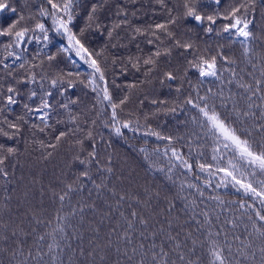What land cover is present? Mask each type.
Listing matches in <instances>:
<instances>
[{
	"label": "snow or ice",
	"instance_id": "obj_1",
	"mask_svg": "<svg viewBox=\"0 0 264 264\" xmlns=\"http://www.w3.org/2000/svg\"><path fill=\"white\" fill-rule=\"evenodd\" d=\"M149 2L165 10L167 19L144 27L134 24L140 9L130 7L138 0H88L86 5L79 0H46L50 7L41 6L39 15L51 17L56 33L67 39V46L61 47L58 54L67 53L71 60L70 54L75 53L91 69L87 78L81 79L82 73L67 68L50 73L42 57L46 56L51 69L57 54L44 53L43 49L30 62L24 55L28 49L23 45L35 41L44 42L47 47L49 30L38 20L34 27L28 26L25 21L35 17L18 13L13 0H0V15L13 17L6 24L0 21V37L8 40L3 45L6 55L0 59V264H264V45L256 43L261 37L251 29L257 6L264 21V0H233L224 12L220 9L225 0H207L211 12L202 8L203 0H183V12L176 16L167 0ZM113 6L115 10L111 12ZM82 7L87 8L84 25L74 31ZM105 12L115 18L109 21ZM188 20L204 26L205 34L227 33L229 38L239 39L243 59L238 63L236 58L225 55L224 45H218L215 54H211L210 48L202 50L196 41L180 38L173 29L181 23L186 25ZM218 20L227 23L218 29ZM121 30L128 31L131 40L142 36L147 44L155 45V51L146 57L127 58V65L137 71L141 64L147 66L145 76L157 67L162 55L171 56L173 48L183 49L181 55H191L183 73L179 69L165 71L161 80L162 84L177 79L187 82L191 91L183 101L173 102L172 106L166 100L150 101L156 106L152 115H174L178 109L184 112L188 108L182 122L192 126L187 155L172 146L174 139L185 137L164 135L147 123L148 114L144 115V125L139 117L135 121L121 119L130 95L117 101L109 91L102 67L108 63V44L99 52L90 51L88 46V34L93 31L106 33L108 41H112L120 38ZM184 31L195 33L196 28L186 26ZM36 32L40 35H34ZM164 39L170 44L162 53ZM229 42L234 44L236 40ZM111 47L116 48L117 44ZM136 47L139 49L140 45L137 43ZM9 58L12 64L6 62ZM37 59L39 64L34 62ZM16 61H22L18 68L24 70L23 74L13 67ZM71 63L75 65L76 61ZM112 64H116V59ZM127 65L121 69L122 74ZM191 69L198 72L195 84L187 79ZM209 77L218 82V88L213 91L209 87L201 95L200 86ZM112 85L120 88L115 79ZM78 86L90 87L95 102L87 111L81 109L74 114L81 104L73 92ZM126 87L130 92L136 84ZM175 90L179 94L182 88ZM146 99L139 104L143 106ZM13 106H20L21 112L14 114ZM109 109L110 115H106ZM93 110L96 118L89 121L87 112ZM64 114L67 121L60 118ZM81 115L85 116L84 125L90 126L81 127ZM132 115L128 113L129 117ZM98 120L125 143L129 140L125 130L135 134L144 128V136L168 144L163 152L159 147L151 151L146 147L136 149L146 163L140 176L128 165V158L116 152L111 139L105 140L103 133L96 131ZM65 123L73 127H56ZM25 132L32 143H37V134L56 133V143L38 141L41 149L55 150L69 136L74 137L72 146L76 151L68 168L71 171L72 165L78 164V170L70 178L62 172L55 186H45L36 176L25 183L23 173L17 176V168L24 167L19 142L23 140L24 152L29 146ZM200 140L211 141L214 163L201 162L205 153L198 149L204 143L197 145L194 160L191 145ZM52 155V151H47L43 159ZM161 157L167 158L166 164L160 163ZM225 157L226 166L222 164ZM149 173L162 174L167 183ZM200 173L206 174L203 187L197 183L202 179ZM217 173L223 175L216 188L230 185L248 199L225 201L219 195L206 196L205 189L212 187ZM46 196L55 206L51 215H46Z\"/></svg>",
	"mask_w": 264,
	"mask_h": 264
},
{
	"label": "trees",
	"instance_id": "obj_2",
	"mask_svg": "<svg viewBox=\"0 0 264 264\" xmlns=\"http://www.w3.org/2000/svg\"><path fill=\"white\" fill-rule=\"evenodd\" d=\"M79 2L81 3V5H86L88 0H79ZM167 2L168 7L173 9V16L182 14L183 0H167ZM232 4L233 0H225L224 5L221 7L220 11L224 12L226 9L231 7ZM13 6L18 9V13H23L25 17H28L29 15L35 17V19L32 21H25L28 26L34 27L35 22L38 20L39 22L45 23V27L49 30L50 42H48L47 47L44 46V42L37 43L35 41H33L31 44L23 45V47H26L28 49V51L24 55L30 62H33L32 56L35 55L38 50L43 49L44 53L57 54V60L56 62H54L53 68L51 69H48V61L46 59V56L42 57L44 59V67L50 73H54L58 68H67L71 69L74 72L79 71L80 73H82L81 79L87 78V75L91 72V69L87 64L80 60L79 57H76L75 53L70 54L71 60L76 61L75 65H73L71 63V60L67 58L69 54H58V50L61 47L67 46V39L63 35L56 33L52 24L51 17H43L39 15V9L41 6L50 7L49 5H47L46 0H13ZM130 7L134 9H140V11L138 12V18L134 19V24H136L137 26L146 27L149 23H162L167 19V12L160 9L158 5L149 2V0H138V3L136 5ZM202 8L207 10L208 12L212 11V6L207 3V0H203ZM114 10L115 9L113 6L111 12H114ZM78 11H80V15L75 20L74 31H78L80 27H83L85 19L84 13L87 11V8L82 7ZM104 15L105 17L109 18V21L115 18L114 16H111L110 12H105ZM12 18L13 17L8 16L7 13L0 15V21L5 24L8 23ZM224 23H227V21L218 20L215 27L220 29L222 28ZM186 26L195 27L196 32L185 33L184 29ZM203 27L204 26L198 28L195 25L194 21L188 20L186 22V25L184 23H181L180 27H174L173 30L182 39H192L196 41V43L202 50L205 48H210L211 54H215L218 45H224L223 51L225 55L236 58L238 63L243 59L241 55L242 48L239 39L235 37L229 38L227 33H223L220 36H217L215 32L212 34H205L203 31ZM251 29L257 36L261 37V39H258L256 43L258 45H264V21L261 20L259 6H257L254 23L251 26ZM30 35L33 34L30 33ZM34 35L40 34L39 32H36ZM230 39H235L236 42L234 44H230ZM7 42L8 40L6 37H0V59H3V57L6 55V53L3 51V45ZM113 43L117 44L116 48L111 47V44ZM137 43L140 45L139 49H137L136 47ZM105 44H108V49L105 52V55L108 57V63L106 65L102 64V67L105 68V75L109 82V91L112 93L113 98L117 101L123 98V96L126 94L130 95L129 102L124 106V112L120 114L121 119L131 118L133 121H135V119L139 117L141 125H144V115L148 114L147 123L150 124L153 128L161 131L164 135H171L174 138H178L181 136L185 137V139L178 141L174 139L172 146L176 147L178 150H181L185 155H187L189 152L188 134L190 133L192 126L190 124L186 125L182 122L186 120V117L188 115V108L185 107L184 112H180L178 109L177 113L174 115H163L162 113L152 115V113L155 112L156 106L152 105L150 101L152 99L166 100L169 106H172L173 102H175L176 104H180L183 101L185 96H187L189 91H191L190 85L187 82L182 83L180 79H177L176 81H165L162 84L161 80H163V72L165 71H174L179 69L180 72L183 73L184 68L187 66V60L192 59L191 55H189L188 53H184V55H181V53L184 51L183 49L173 48L171 56L162 55L159 58L157 67L148 76H145L147 66L141 64L140 70L137 71L136 69L132 68L131 65H127V58L129 55L133 57L137 55L146 57L151 52L155 51V45L147 44L145 38L142 36L137 37L136 40H131L130 33L124 30L120 31V38L118 40L114 37L112 41H108L106 33L101 35L100 33L93 31L88 34V46L90 51L94 50L96 52H99L104 49ZM121 44L125 45V47H120L119 45ZM169 44L170 41L164 39V44L160 48L162 53L164 51V48ZM17 51L19 52L21 51V49H17ZM113 59H116L115 65L112 64ZM6 62L12 64V58H9ZM21 62L22 61H16L13 67H15L19 73L23 74L24 70L18 68L19 63ZM34 62L39 64L40 60L37 59ZM125 65H127V71L126 73L122 74L121 69ZM240 66L243 67L244 65L240 64ZM36 72L39 74L40 68H37ZM0 74H2V72H0ZM113 79H115L117 84L120 85V88L117 89L112 85ZM187 79L191 80L192 84H195L199 79L198 72L194 69L189 70ZM129 84H136V88L132 89L129 92L126 87ZM169 84H171V87L168 86ZM177 87L182 88V91L179 94L175 90ZM209 87H211L213 91H216L218 88V82L215 81L214 78H206L204 80V83L200 86V94L203 95ZM230 87H232L233 91L236 90L234 85ZM73 92L74 95L79 96L81 99V104L74 110V114L76 112H80L81 109L87 111V109L90 108L91 105L95 102V93L91 91L90 87L78 86L73 90ZM193 95H195V93H193ZM178 96L179 99H177ZM145 97H147V99L145 100L144 105L141 106L139 104V101L141 99H145ZM57 99H59V97H57ZM13 108L14 114H18L21 112L20 106H13ZM129 112L133 113L131 117L128 116ZM106 115H110V109L108 110V113ZM60 118L67 121L66 114L62 115V117ZM95 118V110L87 112V119L89 121ZM104 118L106 117H101V119ZM84 119L85 116L81 115V127L90 126L84 125ZM56 127L59 130H67L68 128L73 127V125L65 123L57 125ZM96 131L102 132L105 140L111 139L113 148L116 150V152L119 153L121 157H127L128 165L135 168L136 172L139 173L140 176H143L144 174L146 163L143 159L142 154L136 151V149H138L139 147H146L149 151H151L152 149L159 147L161 152H163L164 148L168 144L167 141L157 140L153 136H144V128L141 129L140 133L135 134L125 130L126 135L129 137L128 143H125L124 140L119 137L111 135L110 130L104 129L99 120L97 121ZM55 134L56 133L51 132H49L48 135L37 134V136L35 137L37 143H32V138L27 132H25V138L29 140L28 151L24 152L25 144L23 140H21L19 142V147L21 149V152H23L24 154L20 157V160L24 167L22 169L17 168V176L23 173L25 176V183H27V181L31 179V177L36 176L42 179L45 186H48L49 184L55 186L56 184H58L59 181L57 178L61 176L62 172L67 173L70 178L72 173L78 170V164L72 165L71 171H69L68 168L69 162L71 161V158L76 151L72 146L75 139L74 137L69 136L68 139L63 141L55 150L40 148L38 143V141L40 140H44L46 144L49 142L56 143L54 139ZM195 139V137H192L193 141H195ZM145 141H147V143H145ZM201 143L205 144L203 148L198 149L199 151H203L205 153L204 157L201 158V162L214 163L211 159L212 151L210 140L207 141V143H205L203 140L196 141L191 145L194 160L195 152L197 151V145ZM129 144H132L135 147L130 148ZM47 151H52L53 155L49 159L44 160L43 156ZM227 159L228 157H225L222 161V164H224L225 166L227 164ZM160 163L166 164L167 158L161 157ZM149 175H155V177H157L161 182L167 183L163 181L162 174L160 173H149ZM199 175H201L202 179L201 181H197V183H201V186L203 187V179L206 178V174L200 173ZM179 178L183 179V177ZM220 178L221 173H217L212 178V187L205 189L206 196L219 195L225 201L239 200L241 198L248 199V197H243L241 193H237L230 186L227 188H216L215 185L219 182ZM189 179H193V177L189 176ZM36 187L38 188L39 185H37ZM168 187L171 188V185L169 184ZM22 190L23 189H21V191ZM16 195H20V192H17ZM37 201H34V203H36ZM15 203L16 201L14 199V206ZM44 206L47 208L46 215H51L55 206L50 203L47 196L45 197ZM40 230L43 231L42 228Z\"/></svg>",
	"mask_w": 264,
	"mask_h": 264
},
{
	"label": "water",
	"instance_id": "obj_3",
	"mask_svg": "<svg viewBox=\"0 0 264 264\" xmlns=\"http://www.w3.org/2000/svg\"><path fill=\"white\" fill-rule=\"evenodd\" d=\"M195 23V22H194ZM196 25V24H195ZM198 28H201V25H196Z\"/></svg>",
	"mask_w": 264,
	"mask_h": 264
},
{
	"label": "rangeland",
	"instance_id": "obj_4",
	"mask_svg": "<svg viewBox=\"0 0 264 264\" xmlns=\"http://www.w3.org/2000/svg\"><path fill=\"white\" fill-rule=\"evenodd\" d=\"M222 175H223V174L221 173V177H222ZM229 186H230V185H229ZM230 187H231V186H230ZM234 190H235V189H234ZM241 194H242V193H241Z\"/></svg>",
	"mask_w": 264,
	"mask_h": 264
}]
</instances>
